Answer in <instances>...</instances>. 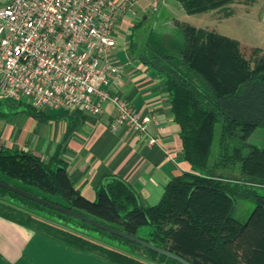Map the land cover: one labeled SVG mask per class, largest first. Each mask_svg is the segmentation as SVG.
<instances>
[{
	"label": "trees",
	"instance_id": "trees-1",
	"mask_svg": "<svg viewBox=\"0 0 264 264\" xmlns=\"http://www.w3.org/2000/svg\"><path fill=\"white\" fill-rule=\"evenodd\" d=\"M177 1L186 15H196L236 0ZM176 26L184 40L180 58L149 49L141 56L164 79L180 129L181 155L192 170L173 178L157 205L143 207L120 180L96 188L90 202L73 186L62 162L44 161L23 150L0 147V181L134 237L149 226L144 241L189 264H264V148L248 143L254 130L264 128V54L185 22ZM5 103L0 101V109ZM25 107L30 116L43 119L41 112ZM216 124L219 134L211 158ZM238 200L255 206L244 223L233 217ZM0 202V213L8 217L32 221L24 212L30 210L129 254L107 251L114 264H179L1 188Z\"/></svg>",
	"mask_w": 264,
	"mask_h": 264
},
{
	"label": "crops",
	"instance_id": "crops-1",
	"mask_svg": "<svg viewBox=\"0 0 264 264\" xmlns=\"http://www.w3.org/2000/svg\"><path fill=\"white\" fill-rule=\"evenodd\" d=\"M6 1L0 0V8ZM123 1L130 6L117 20L113 52L114 62L122 69L120 94L139 112L153 109L155 122L148 125V133L157 144L147 146L144 139L125 127L111 131L109 124L115 113L111 105H105L100 115L79 110L41 112V121L34 118L37 130L27 124L29 118L27 126L4 127L0 123V147L30 152L44 161L62 162L73 186L90 202L95 200L96 188L120 180L136 193L143 207H150L159 203L164 188L173 178L192 170L181 155L180 129L171 112L164 79L150 70L141 56L147 55L149 49L180 58L184 40H174L176 32L181 34L176 22L187 23V18L193 15H186L177 0H164L156 5L152 0ZM153 12L156 17L151 20ZM69 129L73 130L68 133ZM248 143L264 148V129L254 130ZM261 193L264 194V189ZM242 202L247 205L238 209L235 205L234 209L235 219L244 223L255 206ZM24 212L32 221L0 213V264H114L107 251L129 257L125 251L97 240L90 233Z\"/></svg>",
	"mask_w": 264,
	"mask_h": 264
},
{
	"label": "built area",
	"instance_id": "built-area-1",
	"mask_svg": "<svg viewBox=\"0 0 264 264\" xmlns=\"http://www.w3.org/2000/svg\"><path fill=\"white\" fill-rule=\"evenodd\" d=\"M128 6L123 0H7L0 8V101L89 115L111 105V131L125 127L156 145L148 133L153 109L139 112L120 94L114 32Z\"/></svg>",
	"mask_w": 264,
	"mask_h": 264
},
{
	"label": "rangeland",
	"instance_id": "rangeland-1",
	"mask_svg": "<svg viewBox=\"0 0 264 264\" xmlns=\"http://www.w3.org/2000/svg\"><path fill=\"white\" fill-rule=\"evenodd\" d=\"M154 13L155 12L149 16V19L152 20L156 17V13ZM186 22L196 28L235 39L242 45L243 48H259L262 51V54H264V0H236L222 9L193 15L187 18ZM174 40L183 41V37L181 34L176 32ZM12 105L14 106L11 107ZM24 106L25 102H22L20 106H18L15 102L5 103L0 109L2 114L0 115L1 125L4 127L13 124L22 126L24 124L26 125V118H29L27 124L31 129L37 130L36 126L38 122L29 115V108ZM219 127L220 125L216 124L211 158L213 157L217 147ZM242 201L238 200L236 202V209L241 207L240 205H247ZM19 207L21 206L19 205ZM21 208L23 210H27L23 207ZM29 212L32 211L29 210ZM35 213L40 214L39 212ZM236 215L234 209L233 217L236 218ZM150 232L151 227L145 226L140 228L136 235L138 239L145 240L148 238ZM97 240L106 243L105 240L99 238H97ZM114 247L118 248L117 246Z\"/></svg>",
	"mask_w": 264,
	"mask_h": 264
},
{
	"label": "water",
	"instance_id": "water-1",
	"mask_svg": "<svg viewBox=\"0 0 264 264\" xmlns=\"http://www.w3.org/2000/svg\"><path fill=\"white\" fill-rule=\"evenodd\" d=\"M0 188L1 189H4L6 191H9L11 193H14L20 197H23L27 200H30L34 203H37L43 207H46L48 209H51L53 211H56L58 213H61L62 215H65L69 218H72L74 220H77V221H80V222H83V223H86L87 225H90L94 228H97L101 231H104L105 233H108V234H111V235H114L116 237H119V238H122L126 241H129L131 243H134L138 246H141L145 249H148L154 253H156L157 255H160V256H163V257H166L168 259H171L173 261H176L177 263L179 264H189L188 262H186L185 260L179 258L178 256L176 255H173L163 249H160V248H157L155 246H152L150 245L149 243H147L146 241L144 240H141V239H138L137 237H134V236H131V235H128L122 231H119L117 229H114L110 226H107V225H104L102 223H99L93 219H90V218H87L83 215H80L72 210H69V209H66L64 207H61V206H58L56 204H53V203H50L44 199H41L39 197H36L28 192H25L19 188H16L8 183H5V182H2L0 181Z\"/></svg>",
	"mask_w": 264,
	"mask_h": 264
}]
</instances>
